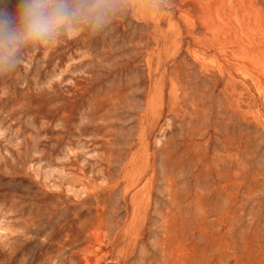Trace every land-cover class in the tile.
<instances>
[{"label":"rangeland","instance_id":"374dc122","mask_svg":"<svg viewBox=\"0 0 264 264\" xmlns=\"http://www.w3.org/2000/svg\"><path fill=\"white\" fill-rule=\"evenodd\" d=\"M262 12L114 0L101 28L21 45L0 73V264H264Z\"/></svg>","mask_w":264,"mask_h":264},{"label":"clouds","instance_id":"9594fccd","mask_svg":"<svg viewBox=\"0 0 264 264\" xmlns=\"http://www.w3.org/2000/svg\"><path fill=\"white\" fill-rule=\"evenodd\" d=\"M113 11L114 0H19L13 20L7 7H0V73L15 67L21 45L47 43L80 21L101 28Z\"/></svg>","mask_w":264,"mask_h":264},{"label":"bare ground","instance_id":"6f19581e","mask_svg":"<svg viewBox=\"0 0 264 264\" xmlns=\"http://www.w3.org/2000/svg\"><path fill=\"white\" fill-rule=\"evenodd\" d=\"M249 1H250V0H248V2H249ZM255 1H256V0H255ZM245 2H246V1H245ZM241 4H242V3H241ZM241 4H240V5H241ZM250 4H251V3H250ZM255 4H256V3H255ZM245 9H246V7H245ZM251 9H252V8H251ZM253 9H255V8H253ZM256 11H257V9H256ZM258 11H259V10H258ZM258 11H257V12H258ZM260 11H261V10H260ZM258 13H260V12H258ZM247 14H248V13H247ZM249 14H251V12H250ZM249 14H248L247 16H249ZM261 14H263V12H262ZM255 15H256V14H255ZM255 15H254V16H255ZM263 15H264V14H263ZM263 15H261V16H263ZM249 17H250V16H249ZM257 18H258V17H257ZM257 18H256V20H257ZM253 20H254V19H253ZM259 20H260V19H259ZM263 20H264V19H263ZM263 20H262V21H263ZM255 22H257V21H255ZM255 22H254V23H255ZM259 23H260V21H259ZM261 23H262V22H261ZM261 23H260V24H261ZM250 26H251V25H250ZM250 26H249V27H250ZM252 26H253V25H252ZM250 29H251V27H250ZM253 29H255L254 26H253ZM258 29H259V28H258ZM251 30H252V29H251ZM259 30H260V29H259ZM262 32H264V30H263ZM255 34H257L256 31H255ZM262 34H264V33H262ZM252 35H253V33H252ZM249 36H250V35H249ZM255 36H257V35H255ZM258 36H259V35H258ZM250 37H251V36H250ZM259 37H261V36H259ZM251 38H252V37H251ZM255 38H256V37H255ZM257 38H258V37H257ZM261 38H262V37H261ZM259 39H260V38H259ZM263 39H264V36H263ZM252 40H253V39H252ZM263 42H264V41H263ZM255 44H257V43H255ZM143 184H145V182H144ZM144 187H145V185H144Z\"/></svg>","mask_w":264,"mask_h":264}]
</instances>
